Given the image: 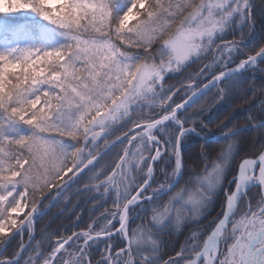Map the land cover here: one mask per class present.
Here are the masks:
<instances>
[{
	"label": "snow or ice",
	"instance_id": "6c2138e0",
	"mask_svg": "<svg viewBox=\"0 0 264 264\" xmlns=\"http://www.w3.org/2000/svg\"><path fill=\"white\" fill-rule=\"evenodd\" d=\"M253 32L250 0H0V264H21L43 200L88 173L113 208L66 237L47 234L51 251L37 241L24 264H160L158 234L188 223L197 228L163 264H264V145L231 178L243 129L207 133L229 142L214 159L202 146L199 172L184 153L200 134L188 109L213 88L223 100L221 85L264 63V44L245 55Z\"/></svg>",
	"mask_w": 264,
	"mask_h": 264
},
{
	"label": "trees",
	"instance_id": "16d2710c",
	"mask_svg": "<svg viewBox=\"0 0 264 264\" xmlns=\"http://www.w3.org/2000/svg\"><path fill=\"white\" fill-rule=\"evenodd\" d=\"M250 2L254 29L251 41H254L255 44L251 41L249 42V47L244 50L245 55L250 54V50L253 48L258 50L259 46L264 44V0H250ZM243 34L245 39H248L247 28L244 29ZM240 36L241 32L237 31L235 38L240 39ZM232 39L233 35L231 34L225 37V40ZM243 58L244 56L237 57L236 63ZM210 59L211 56L209 55L206 59L191 64L185 70L184 75L198 71L199 67ZM229 66H233V64ZM181 79V76L174 75L165 81V85L175 84ZM221 87L228 88L227 95L223 100L219 99L217 89L213 88L188 109L189 114L199 113V115L192 118L195 119L197 131L200 134L191 135L186 139L184 153L186 162L190 165L189 170L199 172L202 167V161L199 156L202 146H204L203 150L209 154L210 159H214L221 147L229 142L225 140L217 141L213 137L207 136V133H214L218 137L221 132L230 128L239 127L243 129L237 136L231 138L232 141L236 142L239 153L232 162L233 168L229 173V178H231V175L235 174V169L238 167L239 162L245 157L255 158L261 145H264V129L251 126L264 118V107H262L264 105V63H260L256 68L244 73L235 83L226 81ZM250 116L254 118L252 121H249ZM92 183L90 181L89 187H83L78 180L63 190L58 199H54L57 193L53 191L48 199L43 200L41 208L45 210V214L37 217L34 221L35 239L32 240L29 250L24 253L21 264H24V259L29 255L35 254L37 241H43L41 251L45 256L51 251V248L47 247V245L53 237L47 234L55 233L56 236L66 237L71 235L73 231H80L81 228L86 227L87 223L98 217L103 211L104 205L94 199L95 190L91 188ZM249 195L251 203L255 205L260 196V189H252ZM213 214L215 213L213 212ZM77 217L80 218V226L72 227L77 222ZM239 218V216L236 217V219ZM141 223L142 221L137 219L130 223L129 227L133 229ZM196 228L197 225L188 223L179 232L171 230L158 234L160 264H163V261L169 257L174 256L175 252L179 251L181 245L185 243L186 237ZM23 241L25 243L28 242L27 231L23 235ZM20 242V236L12 238L4 255L10 256L18 249ZM112 243L117 246H123L119 238L114 239ZM100 247L103 248V245ZM113 252H115V249H113ZM0 258H3V256H0ZM96 258H99L98 251L93 252V259ZM41 259H43V256Z\"/></svg>",
	"mask_w": 264,
	"mask_h": 264
},
{
	"label": "rangeland",
	"instance_id": "374dc122",
	"mask_svg": "<svg viewBox=\"0 0 264 264\" xmlns=\"http://www.w3.org/2000/svg\"><path fill=\"white\" fill-rule=\"evenodd\" d=\"M237 63H239V61L237 62ZM235 65L233 64V66H229V67H234ZM209 79H210V77H209ZM207 81L205 80V81H203V83H206ZM181 95H183V93H181ZM177 103H179L180 102V99L179 98H177V101H176ZM208 104V103H207ZM203 106V105H202ZM202 106H200V107H202ZM199 107V108H200ZM120 133L119 132H117L115 135H119ZM193 135H196V134H193ZM108 139H114V137H109ZM126 141H125V145H126ZM125 145H117L114 149H112V150H110L109 152H108V154L106 155V156H104L101 160H100V162H99V164H97V169H99L102 165H104L106 162H109V161H111L112 159H118V157H116L115 156V153L117 152V151H119V152H121V154H122V151H123V147L125 146ZM108 171L110 172L111 171V169H108ZM88 175H91V173H88V174H86L85 176H83V177H81L80 179H79V182L81 183V185L83 186V187H89L90 186V184H89V180H88V178H87V176ZM181 184H183V182L181 181ZM178 188H179V186H178ZM95 190V189H94ZM178 189H175L174 191H177ZM250 191H252V190H250ZM100 192L101 193H103V189H101L100 190ZM250 193V192H249ZM114 195H115V193H113L112 194V197L114 198ZM187 195V194H186ZM250 196V195H249ZM94 199L96 200V201H99V202H102V205H104V209H103V211L98 215V217L102 214V213H104L105 212V210L106 209H108V210H111L112 208H113V203H112V198H109L108 199V201L107 202H105V198L103 197V195H98L97 194V192H96V190H95V194H94ZM166 199V198H165ZM121 203H123V202H121ZM98 217H96V218H98ZM95 218V219H96ZM99 223L100 224H102L103 223V221H99ZM131 225V224H130ZM129 225V226H130ZM139 225V224H138ZM117 227H118V225H117ZM137 227V226H136ZM135 227V228H136ZM129 229H131L130 227H129ZM134 229V228H133ZM195 230V229H194ZM193 230V231H194ZM192 232V231H191ZM70 251H71V249H69ZM67 258V257H66Z\"/></svg>",
	"mask_w": 264,
	"mask_h": 264
}]
</instances>
